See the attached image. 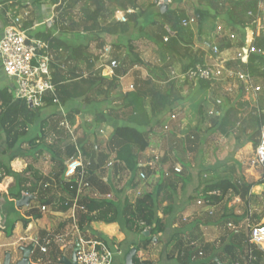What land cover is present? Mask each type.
I'll return each mask as SVG.
<instances>
[{
    "label": "trees",
    "instance_id": "trees-1",
    "mask_svg": "<svg viewBox=\"0 0 264 264\" xmlns=\"http://www.w3.org/2000/svg\"><path fill=\"white\" fill-rule=\"evenodd\" d=\"M0 1V4L7 2ZM28 5L33 7H40L46 5H52L55 9L56 21L55 26L49 29L47 26L46 32H36L34 36L43 39L48 42H52V49L56 55L67 52L65 61H77L73 68H70L68 72L56 71L53 75L54 83L57 86L58 97L62 105L66 106L73 102H82L86 104L104 103L111 100L110 107L106 110H101L95 116L94 123H106L109 119L115 122L112 137L110 139V146L115 151V159L121 164V169L130 174V180L127 187L119 190H115L117 200L114 199H91L88 197L81 198L79 200L76 218L78 221L79 229H85L90 227L93 223L102 222L106 224H118L120 229L125 234H135L145 236L146 241L140 243L138 248L143 247L154 239L158 234L164 233L167 229L166 223L163 221L161 215L166 213V205L163 201L165 196H175L178 191L188 184L189 180L183 177L182 174H174L169 178H165L161 174L160 180L157 182L154 190L149 193H144L140 196H131L127 193L129 191H136L140 186L139 173L145 172L147 175L155 174L149 170L147 165H142L139 162L141 154L145 153L150 147L149 135L157 127L162 125V115L167 111L173 112L174 108L179 105L183 100V87L186 84H181L179 80L168 77L162 83L155 79H147L146 82L136 86L133 91H124L122 83L120 82V76L115 71L114 76H105L101 71L95 69L94 61L91 59H85V47L83 45L73 46L66 44L60 38L53 36L52 30L57 28L61 35H74L75 37L83 36L84 38L94 36L101 39L102 36L108 38H114L117 40L110 46L116 50L127 49L128 53L125 55H118L120 70L118 72L126 71L125 65H129L130 68L136 65H143L144 61L140 56V52L134 45L133 31L138 28L139 21L145 13L140 6V0H27ZM150 2L149 12L145 17L143 25L148 13H155L156 17L162 18L164 22L159 27L167 28L166 23H171L174 30L181 28V21L183 18L182 12L178 9V5L183 0H173L169 4V8L162 14L160 5L163 0H148ZM216 8H219L221 0H214ZM256 1V0H254ZM218 2V3H217ZM19 6L21 8L26 7L27 4L20 1ZM175 6V7H174ZM117 12H123L127 17V22H121L116 20ZM130 12V13H129ZM1 13H5L2 12ZM217 13V12H216ZM196 14L199 18L200 32L204 30V23L207 18L210 17V13L204 9H197ZM217 20L218 16H214ZM244 27H252V25L239 22ZM169 27L168 32L172 31ZM183 28V27H182ZM143 29L138 30L143 33ZM185 29V28H184ZM167 36V35H166ZM124 38H128L127 46H123ZM166 38V37H165ZM151 40V37H149ZM159 45V47L166 48L164 45L165 39L157 40L153 42ZM107 42L103 40L100 44V49L103 48ZM227 44L226 47H229ZM222 48V47H221ZM188 56L191 62L182 65V72H187L190 68L196 65H204L202 63L203 58L198 60L196 55L192 52H188ZM254 56L250 57L248 64V71L253 75L258 73V70L251 65L254 61ZM81 60V61H79ZM85 61V71H90V75L83 77L80 64ZM127 72V71H126ZM200 89L205 90L210 86V82H200ZM100 98V100H92ZM248 112L244 107L234 106L226 110L221 114L215 122L209 132H219L223 136L229 137L233 135L236 140H241L246 137V140L252 145L253 152L255 154L256 148L259 145L261 137V128L264 125V112L255 111ZM42 110L36 111L31 109L29 104L23 100H14L13 96L9 93L8 89H0V139L4 141V150L2 153H11L9 161L16 159L17 154L15 151L19 150L21 140H23L29 133L31 127L39 123L41 119ZM78 109H72L67 118L72 122V118L76 115H80ZM200 117L203 116L202 111L199 110ZM63 118L60 119V121ZM48 118L40 122L41 130L44 131L48 126ZM59 122V120H58ZM57 124L60 127V122ZM61 129V128H58ZM173 130V129H172ZM189 130V128H188ZM199 128H192L191 131H198ZM43 140V138H41ZM36 137L29 142L32 149H37L42 141ZM186 139V138H185ZM62 146L57 148L55 144L50 145L49 149L52 154V161L57 164V170L62 169L64 166L65 158H71L76 155L78 150L83 157L88 159H94V156L87 152L85 143L88 142L86 133L82 137H78L76 145L73 143V139H59ZM65 141L64 143H62ZM57 141L54 140V143ZM188 144L193 145V149L196 150L202 145V138L193 139L187 138ZM58 143V142H57ZM94 149V146H93ZM41 153V151H37ZM91 161V160H90ZM92 166H94V161ZM102 165V163L100 162ZM91 166V168H92ZM187 166V165H185ZM190 167V166H189ZM34 165L30 164L24 173L15 174L10 164L4 160H0V183L6 177H14L17 185L20 187L18 192L10 193L11 203L20 200L24 194H30L37 197V189L41 182L43 186L46 185L47 178L38 174ZM57 187L68 195L61 199L60 210L68 211L70 208L65 205L66 200L75 198V190L73 191L60 173L56 175ZM256 184L264 187V172L261 180L256 183L248 185L244 189V193H248L252 187ZM240 189L236 185L235 181L228 178H221L214 182L205 184L202 188L198 189V198L211 207H217L221 205L228 194L235 192L238 195L244 196ZM127 192V193H126ZM53 198L48 203H51ZM33 202V201H32ZM55 203V202H54ZM263 216H260L261 220ZM19 220L8 222L7 230L5 233L8 237H11L13 231L16 228V224ZM29 221H24V226H28ZM144 224V225H143ZM264 225V222L261 223ZM238 233L235 234V236ZM106 244L107 242L104 241ZM230 249V262L229 264H237L238 260L245 258L243 254V247L238 244H228ZM246 246L249 247L250 253L252 250H257L258 247L254 244H250L246 239ZM137 247V246H136ZM190 247V242H189ZM182 245L179 247L180 253L184 250ZM192 248V247H190ZM193 249V248H192ZM252 256V253H251ZM134 264H153L149 260H142L138 254L134 256ZM204 264H207L204 262ZM220 264V262L215 263Z\"/></svg>",
    "mask_w": 264,
    "mask_h": 264
},
{
    "label": "crops",
    "instance_id": "crops-1",
    "mask_svg": "<svg viewBox=\"0 0 264 264\" xmlns=\"http://www.w3.org/2000/svg\"><path fill=\"white\" fill-rule=\"evenodd\" d=\"M164 1V0H163ZM230 1V0H229ZM253 1V2H252ZM186 1L183 0L179 5L178 9L182 12L183 18H188L192 16H196L198 19L199 24V18L197 14H193V9L190 8V10L186 7H183L182 3H185ZM240 2L246 3V10L243 11V17L242 18H236L231 19L229 15L227 16H218V21H222V24L218 23L217 26L221 25L225 29V37H218L216 35V24H214L215 31L213 33L208 32L204 28L203 32H200V25H197L195 28L191 29H184V28H178L174 30L171 26V23L167 24V30L169 27L172 28V31L170 32L172 36H168L166 38H169V41L166 42L164 45L166 48L159 47L158 44L153 43L155 47L152 49H148L149 52H143L139 48L140 56L144 61L143 65H136L132 68L129 67V65H125V70L121 73H117L120 76V82L122 83L123 90L126 92V86L127 85H134L132 80H127V78L132 75L134 78H141L144 80L147 79H155L158 80L160 83H162L165 79H167L170 76V73L172 70H175L176 72H182V65L183 64H189L191 62V59L188 56V52H192L193 55H196L198 57V60H201L203 58L202 63L204 65H214L216 63H223L230 67L236 68V67H248L242 66L240 62L237 59L239 50L243 46H249V43L252 42L253 37L252 33L255 29V22L254 19L248 16L249 12L258 13L261 10H264V0H241ZM162 4V3H161ZM33 7V6H32ZM52 5H46V6H40L39 11L41 13V21L44 22L46 17H51L55 15V10H53ZM175 7V6H174ZM183 7V8H182ZM38 8V7H33ZM169 8V4H168ZM193 12V13H192ZM2 13L0 10V19L2 17ZM242 21L245 25L251 24L252 27H247L241 25L239 22ZM46 23V22H45ZM157 25L159 26L162 21H157ZM49 27V29H52L55 25L52 22H47L45 26H40L36 32H46V27ZM1 30V27H0ZM234 33L237 36V41H232L228 39L227 36L228 33ZM53 36L56 38H60L62 41H64L66 44L77 46L78 44L72 39L75 38L71 35H61L59 34V30L55 28L52 30ZM211 34V36L214 38L211 41L207 40V35ZM83 36H79V38ZM164 37V39H165ZM109 39L106 36H102L100 39L102 42L105 40L106 42H109ZM114 38H112L110 45L116 42ZM107 42V43H108ZM218 44L220 46L221 53L218 56H215L211 51V45ZM227 44H230L229 47H226ZM253 44L259 48L264 49V38L254 40ZM108 45V44H106ZM80 46V45H79ZM157 46V47H156ZM98 47L100 48L99 44ZM222 47V48H221ZM116 50V49H115ZM125 51V49H124ZM114 52V51H113ZM122 51L116 50L115 53L118 56ZM56 54V53H55ZM126 52L123 53L125 55ZM122 55V54H121ZM59 56V55H58ZM114 56V54H113ZM254 56V55H253ZM115 57V56H114ZM149 62L146 61V59L150 58ZM252 57V56H251ZM254 61L251 63L252 66L256 70H259L264 67V57L254 56ZM117 59V58H115ZM118 60V59H117ZM250 61V59H249ZM64 62L68 67H71L70 65L74 64V60L71 61H62ZM150 65H149V64ZM249 64V62H248ZM76 65V64H74ZM248 69V68H247ZM121 71V70H120ZM264 75V69H260L258 73L253 74V85L255 87L261 88V91L257 94H251V95H245L241 90L236 91L233 95H230V98L227 99H221L220 92L222 90L226 92V86L224 85H217V84H210V86L205 89H200V84H186L183 87V100L182 102L177 105L173 112L167 111L162 115V125L161 128H163L164 124H166L170 120V116L172 114H179L178 120L172 122V128L175 130L176 128H189L192 126V128H203L202 122L203 116H201V124L199 125L197 122V118L194 119L195 116H193L190 113V109L194 106V102L197 100V96L202 95V91H206L212 101L211 107L209 111L207 112H214L219 113V116L221 114L225 113L227 109L230 107H236L241 106L244 107L245 110L248 112L252 111V109H256L255 111L258 112H264V107L261 106L259 95L262 93L263 88L260 84L256 83L255 75ZM141 84V83H139ZM12 86L11 81L7 78V76L4 74L2 70V64L0 62V89H10ZM135 88V85H134ZM189 92H194L192 95H189ZM227 93V92H226ZM228 94V93H227ZM229 95V94H228ZM233 96V97H232ZM252 99V100H251ZM253 103H256L253 104ZM110 107V106H108ZM221 109L222 113L220 110ZM72 109H78L81 113L80 115L83 116L85 111L87 112V107L83 105L82 103L73 102L69 103L66 106H63L62 109H59L57 107L48 108L46 110H42V120L46 119L45 117H48L50 115H56L60 122V119L63 118L62 116L64 114L68 115V113ZM188 112L186 113V118L184 117V111ZM91 111V110H90ZM196 113L199 111H195ZM87 114V113H86ZM203 114V113H202ZM200 116V115H199ZM206 117V115H204ZM218 115H215V120L219 117ZM85 119H89V123H92V118H90V115L84 116ZM41 120V121H42ZM86 120V121H87ZM94 120V118H93ZM192 120V122H191ZM196 120V122H195ZM210 123L209 126H206L207 128H212L213 122ZM92 121V122H91ZM115 122L112 119H109L106 123H100L95 124L93 128H100L101 134H106L107 136V143L102 141H97L96 143H92V138L89 137L88 139V133H90V127L87 122L83 123L84 131L82 130L80 132V136L82 137L84 133H86L88 142L85 143L87 152L92 154L94 156V159H88V157H83L86 160L94 161V166L89 171V182L91 183L92 189L87 191L85 193V196L91 199H102L105 198L107 195H112L113 199L116 201H120V199L117 200V197L115 195V190L123 189L125 186L127 187L130 175L125 170H122L120 167H116L118 171L116 172V175H111L108 172L105 173L104 167L102 168V165L100 164L101 160L100 157L103 155H112L115 156V151L112 150L110 146V139L113 134V128H114ZM37 124L33 127H36ZM205 127V126H204ZM98 128V129H99ZM160 128V127H158ZM38 128H30L28 135L21 140L28 143L33 140L34 138L38 137L37 135L33 136V132L37 131ZM47 129V128H46ZM92 130V129H91ZM98 133V131L96 130ZM95 134V136L97 135ZM52 134V132H51ZM50 135V132L48 133ZM53 135V134H52ZM51 135V136H52ZM54 139L58 142L54 143L53 139L48 142L49 144L45 145L47 147V150H50L49 147L52 144H55L57 148L61 147L62 144L59 142V139H64V134L61 132L58 128L56 132L53 135ZM97 137V136H96ZM226 137V136H224ZM180 141H182V136L179 137ZM208 137H202L203 143L200 145L196 150L201 151L202 146L208 144L207 143ZM246 138V137H245ZM244 138V139H245ZM91 140V141H90ZM224 139H222L223 141ZM63 141L62 143H64ZM250 144V143H249ZM30 145V144H29ZM176 142H174V145L170 146L169 148H174L175 150L178 149V146ZM183 145V144H182ZM251 145V144H250ZM44 146V144L42 145ZM41 145L36 149L32 150L33 153L35 151H43L46 148H43ZM44 146V147H45ZM94 146V149H93ZM193 145L190 144L183 145L182 151L184 150L194 151ZM252 147V145H251ZM31 148V147H30ZM107 150V152H106ZM149 152V149L140 155L139 162L144 165L149 158H146L142 160V158L146 157L147 153ZM12 152H10L11 154ZM26 154V153H25ZM41 153L36 154V158ZM53 153H51L52 155ZM50 155V156H51ZM163 155V161L166 160L167 154ZM178 151H173V157H170V160H173V166L176 164L183 165L181 160L179 158ZM4 157L1 158V160H4ZM22 156L16 157L14 161L11 162V169L14 167V163L19 162L18 164L21 165L22 169H26L29 164L34 163L35 164V171L42 175L44 178H47L46 184H48L47 187H44L45 190H47L45 193L41 192L40 188L37 189V195H39V198L42 199V203L39 206H36V208L33 207V202L31 201V204L29 207H23V208H17L15 205H13L11 202L10 193H16L20 189V187L15 182H8L6 181L3 185H1L3 188H7L4 191V195L0 194V200L6 205V202L10 203L11 206L9 207L10 211L6 215H1L2 210L0 211V250L6 249V253L3 255V260L0 264H4L5 257L7 254V248L10 247H29L33 244V241L38 242V247H46L49 250L52 249V251L57 254H71V257H66L67 260H72L74 256L75 249L78 246L79 239H85L87 241H106L107 245L112 248L114 251H116V254L113 259V264H126L127 256L131 252V250L136 249L137 254L142 260H149L153 264H204L206 262L207 264H215L220 262V264H229L230 262V249L231 247H228V244H238L239 246L243 247V254H240L241 256L244 255L245 258L242 260H238L237 264H264V250L258 248L257 250H252V256L250 253L249 247L246 246V239H248L246 234V230L248 224L251 226H255L258 224H261L260 222H264V217L260 220L259 217L264 215V204L262 207H256V209H253V206L256 205V202H259L258 200L264 201V187L262 185L256 184L254 187L250 189L248 193H244V188L240 189V194L243 192L244 196L238 195L235 192V196L233 198L226 197L225 201L217 206L213 207L214 215L211 216L209 213V209H211L208 205V207L199 206L198 202L202 199L198 198L197 195L199 194L198 188L191 187L192 185L191 181L189 180V183L185 185V187H182L178 193L171 197V196H165L163 197V201L166 205V213L161 215L163 218V221L167 225V229L164 233L158 234L156 236V239L153 241L144 244L143 247L138 248V245L144 241H146V237L142 235H135V234H125L121 231L120 226L116 223L114 224H106L102 222L93 223L90 227L85 229H75L73 227V220L71 218V211H62L60 210L61 206V199L67 197L68 195L65 193V191H62L59 187H57V181H56V175L60 173L62 174V171L65 169V163L69 160V158H65L64 160V166L62 169L57 170V164L51 161L50 164L52 168L49 169L50 171H39L38 166V160L32 159V161L29 162V159L27 158H21ZM19 158V159H18ZM35 159V158H34ZM19 160V161H18ZM43 161H46L44 159ZM14 162V163H13ZM111 162V161H110ZM109 162V163H110ZM29 163V164H28ZM108 163V164H109ZM186 165H189V163H186ZM108 166V165H107ZM164 168H170L167 166H163ZM183 167V166H182ZM190 168V167H189ZM184 169V168H183ZM23 170V171H24ZM106 170V169H105ZM13 171V170H12ZM22 171V172H23ZM264 171V170H263ZM129 176V180L127 182H123L124 176ZM150 175V174H149ZM148 175V179H149ZM161 175V174H160ZM155 175V178L157 180L156 183L147 185L146 187L140 185L136 191H129L128 195H133L134 197L137 196L138 191H140L142 194L152 192L157 184V182L160 180L161 176ZM9 178V180H12V177H6ZM227 178V177H225ZM255 180H253L252 183L259 182L261 178L258 176H254ZM232 179V178H228ZM8 180V179H7ZM233 180V179H232ZM235 181V180H233ZM14 183V184H13ZM10 185L12 186L10 188ZM237 185V184H236ZM123 186V187H122ZM122 187V188H121ZM191 187V188H190ZM201 187V186H200ZM243 187V186H242ZM202 188V187H201ZM9 189V190H8ZM51 192V194H49ZM1 193V192H0ZM26 195V194H24ZM31 196L30 194H28ZM84 196V197H85ZM262 196V198H260ZM35 198V196H34ZM51 198H53L51 203H48ZM35 200V199H34ZM203 201V200H202ZM254 201H256L254 203ZM55 202V203H54ZM59 202V207H55V204ZM15 204V203H14ZM43 206L47 207L46 212H42L41 208ZM28 208V211L38 210L41 211L37 215H34L35 212H29V214H24L22 210ZM19 220L16 224V228L13 231V234L11 237H8L5 233V230H7L8 222ZM28 220V226L25 227L24 221ZM258 222V223H257ZM228 224H233L236 229H231L228 227ZM16 234V239H14ZM238 233V235L235 236V234ZM65 236V240L62 242H58L59 236ZM26 239L24 242L19 241L21 239ZM189 242H195L196 246H199V249L195 248L192 249L189 247ZM47 244L50 245V247L47 246ZM63 244L61 246V249L66 248V251H60L58 245ZM182 245V249H184L181 253L179 250V247ZM137 246V247H136ZM36 248L34 250H36ZM50 248V249H49ZM230 248V249H229ZM19 250V248H18ZM37 251V250H36ZM203 251L204 256L199 257L198 252ZM37 253V252H36ZM34 253L30 259L31 263L33 264H47L48 258H44L42 254H36ZM20 258L13 259V264H15L16 261H18Z\"/></svg>",
    "mask_w": 264,
    "mask_h": 264
},
{
    "label": "built area",
    "instance_id": "built-area-1",
    "mask_svg": "<svg viewBox=\"0 0 264 264\" xmlns=\"http://www.w3.org/2000/svg\"><path fill=\"white\" fill-rule=\"evenodd\" d=\"M20 1L27 4V6L21 8L19 6ZM172 2L173 0H168V4ZM28 4L27 0H8L0 4V10L5 12L4 14L2 13L3 16L0 19V62L4 74L12 84L8 91L14 100H23L28 104L31 103L36 110H46L52 107L62 109L64 105L61 104L58 97L57 86L54 83L53 75L56 71L68 72L69 67L57 59L52 49V42L34 36L35 31L40 26H45L47 22L55 24L56 15L46 17L44 22H40L41 13L39 7L33 8ZM52 8L55 10L54 7ZM248 16L254 19L255 29L252 33L253 40L249 43V46L245 45L239 50L237 59L242 66H247L250 57L253 55L264 57V49L253 44L254 40L264 38V10L258 13L249 12ZM116 19L123 23L127 22V17L123 12H117ZM197 25L198 19L196 16L184 18L181 21V26L185 29H191ZM216 35L218 37H225V29L223 26H217ZM227 36L230 42L237 41V36L234 33L230 32ZM168 41L169 38H165V42ZM113 51L114 49L110 45H105L100 50V60H110L107 66L101 65L99 68L100 71L102 70L104 72L105 76H114L115 71L120 67L118 60L113 59ZM211 51L215 56L220 55V46L218 44L211 45ZM170 75L172 79L179 80L181 84H185L186 82L192 84L210 82L211 84L224 85L229 95H233L239 90L245 95L257 94L261 91V88L253 85V76L247 67L233 68L223 63H216L214 65L198 64L185 73L172 70ZM83 77L86 76L83 75ZM130 89L128 91H133L134 85H131ZM209 115L219 116V113L210 112ZM62 117L60 128L72 136L73 143L76 145L77 138L75 131L81 123V117L80 115L74 116L72 122L68 120L66 114ZM178 118L179 114H172L169 120L170 123L168 121L163 126L164 131H171L172 122L178 120ZM191 138L192 140L195 139L193 136ZM162 160L163 155L156 154L149 158L145 162V165L148 166L149 170L157 173L158 176L163 174L165 178H169L174 174L179 175L183 173L184 169L180 164H176L172 168H164ZM252 165L255 167L259 166L264 170V125L261 128L260 142L256 148ZM65 166L63 171L64 180L71 185L70 188L73 191L75 190L74 192L76 194L75 198L66 200L65 205L70 208L73 227L78 229L79 225L76 214L80 208L78 206L79 200L84 198L85 193L92 189L88 179L92 162L83 158L81 152L78 150L74 157L69 158ZM108 167L112 169L114 163L110 162ZM139 180L144 185L148 180V175L141 171L139 173ZM47 186L48 184L45 185V187ZM140 195L141 192L138 191L137 196ZM105 198L113 199L112 195H107ZM198 205L208 207L202 200L198 202ZM55 207H59V202L55 204ZM209 207L211 208L209 209V213L213 216V207ZM41 210L42 212H46L47 207L43 206ZM228 227L236 229L233 224H228ZM247 231L248 242L264 250V225L258 224L251 226L248 224ZM25 240L23 238L19 242L21 243ZM64 240L65 236L61 235L58 237V242ZM32 245L36 248L38 242L33 241ZM77 247L76 257L78 264H113L116 251L104 242L87 241L80 238ZM190 247L193 249L197 248L196 243H190ZM40 250L43 254L48 252L46 247H41ZM198 255L199 257H203L204 252L200 251Z\"/></svg>",
    "mask_w": 264,
    "mask_h": 264
},
{
    "label": "rangeland",
    "instance_id": "rangeland-1",
    "mask_svg": "<svg viewBox=\"0 0 264 264\" xmlns=\"http://www.w3.org/2000/svg\"><path fill=\"white\" fill-rule=\"evenodd\" d=\"M241 0H221L220 1V6L219 8H216L215 6V1L214 0H186L185 3H182L183 7H186L190 10L193 9L194 11V15L196 14V10L197 9H204L206 11H208L210 13V17L207 18L206 22L204 23V28L206 30H208V32L213 33L215 31L214 28V24H216L215 26H217L218 23L222 24V21H218V19L220 18V16H227L229 15V17L231 19H238L239 17L242 18L243 17V11L246 10V6H248L251 3H248V5H245L246 3H242L240 2ZM253 2V1H252ZM218 3V2H217ZM140 6L143 9V12L145 13V15L143 16V18H141V20L139 21V25L138 28L135 29L133 31V41H134V45L137 47L138 51L139 48L143 51V52H149L148 49H152L153 47H155L153 45V42H156L157 40L163 39V37H165L166 35L168 36H172V34L170 32H168L165 27H159L157 24V21H163L164 20L162 18L156 17L155 13H148V16L146 18L145 21V26L143 25V22L145 20V17L147 15V12H149V6H150V2L148 0H140L139 2ZM182 7V8H183ZM217 12V13H216ZM117 15V14H116ZM214 16H219V18L217 20H215ZM242 16V17H241ZM116 18V17H115ZM117 20V19H116ZM172 25V24H171ZM200 25V24H198ZM143 29V33H141L138 29L142 28ZM197 26H195L196 28ZM194 28V27H193ZM66 35H70V34H66ZM207 35V40L211 41L212 39L214 40V38L211 36V34H206ZM73 37H75L74 35H71ZM149 37H151V40L149 39ZM167 37V36H166ZM73 41H75L76 43L74 44H78L79 45H83L85 47V59H91L94 61V66L95 69L100 71L99 68L101 65L107 66V64H109L110 60L109 59H101L100 60V49L98 47V44L100 46L101 44V40L99 38H95L94 36H89L86 38H82V37H75L72 39ZM112 39H109V42H111ZM127 41L128 38H124V43L123 46H127ZM108 42V41H107ZM107 43L108 45H110V43ZM112 43V42H111ZM115 43V42H114ZM113 43V44H114ZM157 47V46H156ZM115 49H114V56L113 59L117 58V55L115 53ZM122 51L119 55H123L124 52L128 53V50L122 49L119 50ZM56 55V54H55ZM67 56V52L65 53H60L59 56L56 55L57 59L60 61H65V58ZM118 62L119 61V57L117 58ZM149 59H146L147 62H149ZM81 61V60H79ZM78 62L75 61L74 64H76ZM70 65V68H73L75 65ZM86 62L82 61L80 64V68L83 69L82 74L85 75L86 77L90 75V71H85L84 69H86ZM149 64V63H148ZM150 65V64H149ZM128 68V67H126ZM119 69V68H118ZM260 69H264V67L262 66V68ZM259 69V70H260ZM120 70V69H119ZM258 70V71H259ZM101 73L104 74V72ZM171 76V75H170ZM256 78V83L260 84L263 88L262 93H260L259 95V100H260V104L262 107H264V75H259L256 74L255 75ZM127 80H132V82L136 86L139 85V83H144L146 82V80L141 79V78H134V76L130 75ZM131 85H127L126 89L131 90L130 89ZM202 95L201 96H197V100L193 103L194 106L190 109V113L195 116V118H197V122L200 125L201 124V117L199 116L198 112L196 113L195 111H202L203 113V120L204 122H202L203 128H200V130L198 131H191L192 126L188 128H176L175 130L168 131L165 132L163 128H155L149 135V141H150V147H149V152L147 153L146 157L142 158V160L146 159V158H151L152 156L156 155V154H167L166 156V160L163 161L162 160V165L163 166H167L172 168L173 166V160H170V157H173V151H178V154L180 155L179 158L183 159L181 160L182 162V166L184 168L182 176L188 178V180L191 181V183H189L188 186H190V184L192 185L191 187H195L198 188V185H200L201 187H203L205 184L209 183V182H214L218 179L221 178H232L233 180H235V183L238 185L239 189L242 188H246L248 185L251 184V182H253V180H255L254 176H258L259 178H261L263 176V169L259 166H253L252 165V160L255 158V154L253 152V149L251 147V145L249 144L248 140H246V138L241 139V140H236V138L231 135L229 137H224L221 133L215 131V132H209L208 130L210 128H207L206 126H209L210 123H212V121L215 120V116H210L209 113L207 114V112L209 111L212 101L211 98L209 96V94L206 91H202ZM194 92H189V95H192ZM220 97L221 99H227L230 98V95H228L226 92H224L222 90V92H220ZM233 97V96H232ZM92 100H100V98H95L93 96ZM252 100V99H251ZM82 103V102H79ZM83 105H85L87 107V112L85 111L84 115L81 116V123L80 125L77 127L78 129L75 131V136L76 138H78L80 136V132L83 130V123L87 122L89 124V131L90 133H88V139L89 137H94L92 138L93 141H91L92 143H96L97 141H102V142H106L107 143V138H105L107 136L106 134H101L100 132V128L96 129L93 128L94 125L96 123H94L93 118L95 119V116L98 112H100L101 110H106V108H108V106L111 105V100L108 102H104V103H97V104H86V103H82ZM256 105V103H253ZM91 110V111H90ZM217 110H220L222 113V110L219 108ZM87 113V114H86ZM186 113L188 114L187 110L184 111V117L186 118ZM86 115H90V118H92V123H89V119H85L84 116ZM206 115V117L204 116ZM42 118V112H41V117ZM46 119L48 118V122H49V126L47 127V129H45L44 131L41 130L40 127V122L42 119H39V123H37L36 127H32V128H38L37 131L33 132V136L37 135L38 138H43V140L40 142V145L42 146L44 144L47 145L49 144L48 142H50L53 139L54 142V133L56 132L57 128H60L59 125L57 124L58 122V117L56 115H50L48 117H45ZM87 120V121H86ZM61 122V121H60ZM192 122V120H191ZM196 122V120H195ZM59 123V122H58ZM170 123V121H169ZM209 124V125H208ZM205 126V127H204ZM92 129V130H91ZM61 132H63L64 134V138L67 139H73L71 135H69L65 130L63 129H59ZM96 130L98 131V133L96 132ZM50 132V135H48V133ZM52 132V134H51ZM97 133V137L95 136V134ZM52 135V136H51ZM182 136V141H180V138ZM194 137L196 139V137L202 138V137H208L207 138V143L206 145L202 146V150L201 151H187L184 150V152L182 151L183 149V145L188 144L187 138H191ZM186 138V139H185ZM222 139H224L222 141ZM174 142L177 143L178 149L175 150L174 148H169L170 146L174 145ZM4 141L2 140V138L0 139V160L1 158L4 157V161L6 163L11 164V162L9 161V158L11 156L10 153H2V151L4 150ZM183 144V145H182ZM42 146L44 149L43 151H41V154L36 158V152L35 151L33 153L32 150H36V149H32L30 148V145L27 142L22 141L19 150L15 151V153L17 154V156H22L21 158H27L29 159V162L34 160H38V166H39V171H45L48 172L50 171V168H52L50 161H51V151L47 150V147ZM107 152V150H106ZM26 153V154H25ZM51 155V156H50ZM35 158V159H34ZM17 159V158H16ZM19 159V158H18ZM44 159H46V161H43ZM15 160V159H14ZM13 160V161H14ZM101 163H102V168L104 169L105 173H109L111 175H116V172L118 171V169L116 167H121V164L119 162L116 161L115 156H108L103 155L100 157ZM19 161V160H18ZM113 162L114 163V167H112V169H110L107 165L109 162ZM15 162V161H14ZM13 162V163H14ZM19 162H16V164L14 163V167H13V172L15 174H22L25 172V170L27 169H22L21 165L18 164ZM186 163L190 164V168L189 165L185 166ZM29 164V163H28ZM30 165V164H29ZM32 165L35 164L32 163ZM11 166V165H10ZM36 168V167H35ZM34 168V169H35ZM106 169V170H105ZM24 170V171H23ZM23 171V172H22ZM128 173V172H127ZM128 175H130L128 173ZM155 175H157V173L155 174H150L149 175V179L146 181V183L140 184L143 187L145 186H149L150 184H154L156 183L155 180H157L155 178ZM8 179V180H7ZM129 180V176H124L123 178V182H127ZM6 181L8 182H15V178L12 177V180H9V178H5L2 183H0V194L4 195V191L7 188H3L1 185H3ZM16 183V182H15ZM43 182H41L38 186V188H40L41 192H46L47 190L44 189ZM14 184V183H13ZM199 186V188H200ZM243 186V187H242ZM12 186L10 185V188ZM123 187V186H122ZM121 187V188H122ZM126 187V186H125ZM190 187V188H191ZM242 189V190H244ZM9 190V189H8ZM49 194H51V192H49ZM235 193L232 192L230 194H228V198H233L235 195ZM1 196V195H0ZM113 197V196H112ZM262 198V196L260 197ZM264 198V197H263ZM33 207L36 208V206H39L40 208V204L43 202L41 198H39V195H37V197L35 198V200H33ZM259 202L254 201V203L256 202V205L253 206V209H256V207H262L263 208V204L264 201L263 200H258ZM16 207V204H14ZM11 204L8 202H6V205L4 204V201L2 202L0 200V211L2 210L3 212H1V215H6L10 210ZM28 208H24V209H20L22 210V212L26 215L29 214V212H35L34 215H37L38 213H40L41 211H39V209L37 210H33V211H28ZM258 223V222H257ZM263 223V222H260ZM246 230V234L248 237V231ZM15 237L14 239H16V234L14 233ZM19 245H22L19 244ZM63 244L58 245L59 248L61 249V246ZM48 247H50L49 244H47ZM23 247V246H21ZM19 247H10L7 248V253L10 252L12 254V258H20L21 257V252L18 250ZM65 247L64 249H61L60 251H66ZM50 249V248H49ZM197 249H199V246H197ZM37 250V251H36ZM35 252L37 255L38 254H42V256L44 258H48L49 260H47V264H64L62 263L63 259H65L66 257H71V254H67V253H60L55 255V253L52 251V249L49 250V253H45L43 254L40 250V247L36 248ZM64 251V252H65ZM6 253V249H2L0 250V263L3 260V255ZM32 260V258H31Z\"/></svg>",
    "mask_w": 264,
    "mask_h": 264
},
{
    "label": "water",
    "instance_id": "water-1",
    "mask_svg": "<svg viewBox=\"0 0 264 264\" xmlns=\"http://www.w3.org/2000/svg\"><path fill=\"white\" fill-rule=\"evenodd\" d=\"M0 1H5V0H0ZM167 9H168V0H164V2L160 5L161 13L163 14ZM29 106L31 109L36 111V109L33 107V105L31 103L29 104ZM34 199H35L34 196L23 195V197L20 200L15 202L16 207L17 208L29 207L31 204V201H33ZM34 249L35 248L33 245H31L29 247H20L19 251L21 252V257L18 261L15 262V264H33V263H31L30 259H31V256L35 252ZM77 251H78V247L75 249L73 259L67 260L65 258V259H63L62 263H64V264H78L77 263V257H76ZM136 254H137L136 249L131 250V252L127 256L126 264H134L133 259H134V256ZM4 264H13V258H12V254L10 252H8L6 254Z\"/></svg>",
    "mask_w": 264,
    "mask_h": 264
},
{
    "label": "clouds",
    "instance_id": "clouds-1",
    "mask_svg": "<svg viewBox=\"0 0 264 264\" xmlns=\"http://www.w3.org/2000/svg\"><path fill=\"white\" fill-rule=\"evenodd\" d=\"M31 246V245H30Z\"/></svg>",
    "mask_w": 264,
    "mask_h": 264
}]
</instances>
